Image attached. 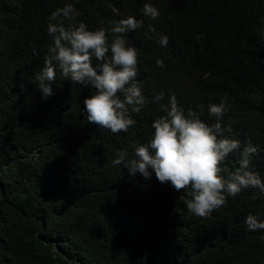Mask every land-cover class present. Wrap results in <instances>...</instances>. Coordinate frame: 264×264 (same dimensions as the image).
I'll use <instances>...</instances> for the list:
<instances>
[{"label": "trees", "instance_id": "16d2710c", "mask_svg": "<svg viewBox=\"0 0 264 264\" xmlns=\"http://www.w3.org/2000/svg\"><path fill=\"white\" fill-rule=\"evenodd\" d=\"M144 1L0 0V264H264V230L245 224L249 214L264 221L259 189L199 217L178 199L188 189L125 167L133 144L151 139L170 96L209 125L217 119L209 104L226 97L225 136L241 148L222 175L238 168L251 143V169L264 181V0H154L156 19L143 15ZM65 3L76 9L65 26L95 30L129 15L143 21L126 34L138 50L146 100L130 112L135 124L127 132L89 123L83 100L94 90L58 67L53 95L42 99L36 76L52 43L48 18ZM120 151L128 155L114 165Z\"/></svg>", "mask_w": 264, "mask_h": 264}, {"label": "clouds", "instance_id": "9594fccd", "mask_svg": "<svg viewBox=\"0 0 264 264\" xmlns=\"http://www.w3.org/2000/svg\"><path fill=\"white\" fill-rule=\"evenodd\" d=\"M152 2L155 1H144L143 15L156 19L159 10ZM75 12L72 3H65L48 18L47 33L52 43L36 76L38 90L42 99L53 95L51 82L56 80L58 67L68 80L94 90L83 100L89 123L112 133L127 132L135 124L130 112L139 113L146 100L137 79L138 50L126 34L141 28L143 21L129 15L95 30H89L84 23L65 26ZM149 30L155 32L151 25ZM261 36L264 45V33ZM159 43L166 46L167 36L161 35ZM156 63L164 67L162 60L157 59ZM155 99H163V93ZM228 107L226 97L209 104V114L217 118L209 125L196 112L186 114L176 97L170 96L168 104L162 106L164 114L152 122L151 139L133 144L135 158L125 165L129 175L138 172L150 179L154 173L160 183H170L178 192L188 189L189 196L178 199L199 217L210 216L226 205L228 197H235L242 190L255 188L264 193V181L251 169V156L257 151L251 143L241 150L238 168L227 177L222 175L227 171L223 164L228 155L241 148L239 140L225 136L231 128L224 126L221 118ZM127 155L120 151L112 163L124 164ZM174 211L179 215L183 209L175 207ZM245 224L250 231L264 230V221L253 214L246 216Z\"/></svg>", "mask_w": 264, "mask_h": 264}, {"label": "water", "instance_id": "95a60500", "mask_svg": "<svg viewBox=\"0 0 264 264\" xmlns=\"http://www.w3.org/2000/svg\"><path fill=\"white\" fill-rule=\"evenodd\" d=\"M78 262L80 263V261L78 260ZM82 264V263H81Z\"/></svg>", "mask_w": 264, "mask_h": 264}]
</instances>
